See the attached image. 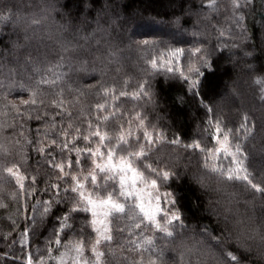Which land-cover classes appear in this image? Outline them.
Listing matches in <instances>:
<instances>
[{
    "label": "trees",
    "instance_id": "16d2710c",
    "mask_svg": "<svg viewBox=\"0 0 264 264\" xmlns=\"http://www.w3.org/2000/svg\"><path fill=\"white\" fill-rule=\"evenodd\" d=\"M239 3L240 10L234 0H0V264L92 258L90 214L71 212L79 197L66 190L74 188L73 175L92 170L93 157L61 152L51 139L94 148L98 138L79 137L97 129L109 137L103 151L111 145L117 157L158 181L181 218L169 225V236L138 209L135 219L120 214L102 264H264V191L251 186L264 187V84L257 83L264 80V0ZM177 50L182 54L173 55ZM42 78L56 83L40 87L37 105H25L33 98L30 85ZM53 98L72 114L57 117L56 128ZM46 113L47 119L35 118ZM217 124L233 155H213ZM194 143L203 151L188 147ZM52 163L65 164L68 177ZM15 166L26 177L24 189L7 173ZM31 177L39 182L29 185ZM91 188L102 197L119 192L104 178ZM65 215L71 228L61 231ZM222 223L232 232L222 231ZM85 239L90 243L78 254ZM129 240L139 245L135 251Z\"/></svg>",
    "mask_w": 264,
    "mask_h": 264
},
{
    "label": "snow or ice",
    "instance_id": "6c2138e0",
    "mask_svg": "<svg viewBox=\"0 0 264 264\" xmlns=\"http://www.w3.org/2000/svg\"><path fill=\"white\" fill-rule=\"evenodd\" d=\"M214 2V0H213ZM234 6L237 10H240L242 5L239 3V0H234ZM149 42L144 41V44L147 45ZM197 52L200 50L197 49ZM182 54V50H177L173 55H179ZM151 67L156 68L157 67V61L151 60ZM173 69L168 68V71L171 72ZM194 72H199V69L192 68L190 69ZM56 81L48 80V79H41L40 81H37L34 85H30L34 90L32 92V99L31 100H25L23 103L25 105L29 106H35L37 105V99L40 95L39 89L42 85H47L48 87H53L55 85ZM196 81H193V87L196 85ZM258 84H264V80L257 81ZM2 87V86H0ZM107 94V93H106ZM121 95H124V93H121ZM41 104L43 101L40 102ZM51 106L55 109H58L60 111H56L53 113L50 123L53 128L57 127V117L63 118L65 115L68 117H71V113H66L63 111L64 109V102L62 100H58L56 98H53L51 101ZM98 110H106L104 104H98L97 105ZM211 111V109L209 110ZM36 119H47V113L44 117H41L37 115L35 117ZM109 118L107 116L104 117V120L107 121ZM141 125H143V121H140ZM67 127L69 129H73L75 132H81L79 128H73V124H68ZM215 132L218 134L217 136V142H219V135H223V133L220 130L219 124L216 125ZM65 136L69 135V133L65 132ZM147 138L150 139L149 133L146 134ZM95 137L98 138L99 146H97L95 149L91 147V144H86L83 148L77 147L74 141H64V142H58L57 139L52 138L51 139V147H59L61 152L65 151H74L75 155L77 157L80 156V154L86 153L88 156L99 158L101 160L105 159V152L101 151V146H104L106 141L109 139L107 133H102L100 130H93L89 134H81L79 139L82 141H89L90 138ZM117 139L120 141V144L123 145L126 138L125 136L121 135L117 137ZM227 141L228 136L224 135V142L221 144L220 148H217L215 151L216 153L227 151ZM36 143V142H33ZM172 143L176 144L178 141L173 140ZM189 148L192 149H201L200 143H194L192 145H188ZM238 149V146H237ZM37 151L40 153L45 152V148L43 146H39L37 148ZM135 155L140 156L142 155V152H136ZM229 155H233L232 153H229ZM77 159L75 161H69L67 167L72 168L74 165H76ZM81 163V161H80ZM95 164V168L98 169L101 173H105L108 177V180H113L118 176V184H119V197H123L125 199L127 198H134L135 204L131 205L126 210L125 203L120 202L118 199H114V194L109 192L104 198H93V195L88 193L80 192L79 190L84 189L85 185L84 183H77L76 188L68 189L66 191L69 192H75L78 193V195L81 196V201L78 202L77 206L71 207V212H90L93 219L91 220V227H92V233L94 234V243L91 244L90 252L92 254V258L89 260H85L84 264H102L103 258L106 256L105 251H101L100 248L103 246H110L109 242H112L116 237L113 235V228L111 227L112 223L114 221H118L121 219L120 214H126L131 213L132 218L135 219V210H139V214L143 217V220H146L149 224H154L155 228L158 229L161 232H164L167 235H172L171 231H169V225H171L174 221H180V216L176 215L175 213H171V218H168V214L170 212V209H165L162 206V198L159 194L153 195L152 191H149L148 189H157L158 188V181L152 180V181H146V179L141 175L140 171L136 169L133 164L131 163L130 159H125L124 157H120L119 160L116 158L115 152L112 150L111 145L107 147L106 151V160L104 163H96L95 160L93 161ZM239 164V163H237ZM52 167L58 170V173H63L64 177L67 178L68 174L65 170V164L63 163H52ZM213 173L219 172V169L216 167H212L210 169ZM237 172L243 171V169L240 167L236 170ZM7 173L11 176L16 177L17 182L19 183L21 189L25 188V184L22 182L26 179L25 176L19 175L16 171L15 167H9L7 168ZM112 174V175H108ZM113 174H116L115 176ZM171 177V174L168 171H164L162 173V179L168 180ZM233 178L237 179H243L245 181H249V177L247 175L239 176V175H227L226 179L231 180ZM30 180L29 185H35L37 184L38 178L37 177H31L27 178ZM72 179H78V178H72ZM90 180L97 181V176L92 173L90 174ZM138 182L145 185V187H139ZM53 189H57L60 187L59 184H51L50 185ZM255 190L258 191H264V187H261L259 185L252 184L251 185ZM34 193V192H33ZM170 193L165 194V198L163 203H168L167 197L170 196ZM153 200L155 201V204L153 205ZM82 202V203H81ZM174 203V202H173ZM47 207L44 208L43 214H47L51 209V202L47 203ZM161 215V220L166 221L165 223H161L157 220V215ZM71 219L70 215H65L59 223L61 224V231L70 229L71 224L68 223V221ZM134 227L136 229H140V231H144V228L142 227V222H137L134 224ZM144 227H147L145 225ZM123 232V230H120ZM25 235H29L28 232H25ZM58 236V233L56 234ZM55 243L57 245L62 244V240L57 238L55 240ZM90 243L88 239H85L82 244L78 243L75 247L76 252L82 253L83 249ZM129 243L133 245V251L136 250V247L139 245L136 241L129 240ZM145 244L150 245L152 243L151 239H145ZM231 260L236 261L238 258L232 254H227ZM81 259L83 257L81 256ZM27 264H33V258L28 257ZM40 264H43V261H40Z\"/></svg>",
    "mask_w": 264,
    "mask_h": 264
},
{
    "label": "rangeland",
    "instance_id": "374dc122",
    "mask_svg": "<svg viewBox=\"0 0 264 264\" xmlns=\"http://www.w3.org/2000/svg\"><path fill=\"white\" fill-rule=\"evenodd\" d=\"M217 136H218V134L216 133V142H217ZM224 142V136H219V142H217V147H216V149L217 148H220L221 147V144ZM97 146H99V144H97L93 149H95ZM227 148H228V150L227 151H222V152H219V153H216V151L215 152H213V155L216 157V156H218V155H229V153H231L232 151H231V149H230V143H229V139H228V141H227ZM101 151H103V146H101ZM116 158H117V160H119V158L120 157H117L116 156ZM95 160V162L96 163H104L105 162V160H106V153H105V159L104 160H101V159H99V158H95V157H93V161ZM18 172V171H17ZM92 173H94L96 176H97V181H92V180H90V174H92ZM141 173V172H140ZM18 174L20 175V173L18 172ZM108 175H112V174H108ZM114 176L116 175V174H113ZM141 175L145 178V176L141 173ZM16 178V177H15ZM72 178H78V179H73V182H74V188H76V185H77V183H84V185H85V188L84 189H81V190H79L80 192H83V193H88V194H91V195H93V198L94 199H96V198H104V197H102V196H99V195H97V194H95L94 192H93V189L91 188V186L93 187V186H97V185H99V183H100V179L101 178H104L105 180H107V181H113L114 183H116L117 184V186H118V188H119V184H118V176L115 178V179H113V180H108V177L106 176V174L105 173H101L98 169H96L95 168V164L93 163V167H92V170L91 171H89V172H87V173H80V174H77V175H73L72 176ZM146 179V181H152L153 179H148V178H145ZM138 186L139 187H145V185L144 184H142V183H139L138 182ZM149 191H152L153 192V195L155 196L156 194H159L160 196H161V198H162V201H161V203H162V206L167 210V209H170V212H169V214H168V218L170 219L171 218V213H175L174 211H172L171 210V207H172V202H173V199H172V194L170 193V192H165V191H163V190H161V188L159 187V185H158V188L157 189H148ZM166 193H170L171 195L170 196H168L167 197V200H168V203H163V201H164V198H165V194ZM78 194V193H77ZM78 197H79V201H81V196L80 195H78ZM114 199H118L120 202H122V203H125L126 201H129V202H131V203H133V204H135V199L134 198H127V199H125V198H123V197H119V195L117 196V197H114ZM82 203V202H81ZM155 204V201L153 200V205ZM89 214H90V217H91V220L93 219V217L91 216V213L90 212H88ZM176 214V213H175ZM161 215L162 214H158L157 215V220L158 221H160L161 223H165L166 221H162L161 220ZM177 215V214H176ZM91 220H90V226H91ZM148 223V222H147ZM152 227H153V229L155 230V231H157V232H161V231H159L158 229H156L155 228V225L153 224H150ZM92 228V227H91ZM93 243H94V241H93ZM90 248H91V246L89 247V250H90ZM100 250L102 251V247L100 248ZM92 256V255H91ZM87 260V259H86ZM84 261L85 260H82V259H78V261L77 262H75L74 264H84Z\"/></svg>",
    "mask_w": 264,
    "mask_h": 264
},
{
    "label": "clouds",
    "instance_id": "9594fccd",
    "mask_svg": "<svg viewBox=\"0 0 264 264\" xmlns=\"http://www.w3.org/2000/svg\"><path fill=\"white\" fill-rule=\"evenodd\" d=\"M218 227H220L222 231L226 229L228 232H232L231 225L227 223H222L218 225Z\"/></svg>",
    "mask_w": 264,
    "mask_h": 264
}]
</instances>
